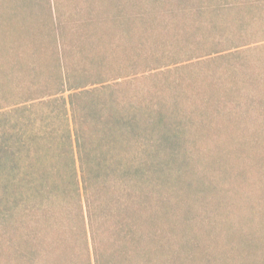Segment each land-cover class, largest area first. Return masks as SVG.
Listing matches in <instances>:
<instances>
[{
    "label": "trees",
    "instance_id": "trees-1",
    "mask_svg": "<svg viewBox=\"0 0 264 264\" xmlns=\"http://www.w3.org/2000/svg\"><path fill=\"white\" fill-rule=\"evenodd\" d=\"M254 53L264 0H0V264L188 262L207 210L254 245Z\"/></svg>",
    "mask_w": 264,
    "mask_h": 264
},
{
    "label": "rangeland",
    "instance_id": "rangeland-1",
    "mask_svg": "<svg viewBox=\"0 0 264 264\" xmlns=\"http://www.w3.org/2000/svg\"><path fill=\"white\" fill-rule=\"evenodd\" d=\"M253 55L264 56V53H254ZM245 119L247 121H252V119L248 116H246ZM250 127L251 126H242V129L243 131H246V135L248 136L247 138H250L252 140L253 130H251ZM235 136L241 137L242 135ZM225 141V137L215 138L213 136L210 143H207V148L216 150L217 147L221 146V144L225 143ZM248 148L252 152V146L249 145ZM254 151L258 152L259 149L256 147ZM252 190H254L253 187ZM254 192L259 193V191L255 190ZM260 209L262 210L263 208ZM261 210L254 211L253 214L245 217L255 221L253 225L245 222L244 227L246 229H248L250 226H252L253 228L258 227L262 223L264 226V213H262ZM207 217H211L208 210L202 212L199 215V222L194 224L191 229H188L185 239L187 245L185 252L188 250L187 252L194 253L195 245L196 247L198 246V250L197 252H195V255H193L192 259L188 262L181 263V260L177 259L178 264H264V227L258 229L256 233L258 240L253 241L254 245L251 246V243L249 241H245L237 246L233 243L228 244V236L220 230L212 234V236H215L217 239L214 237H210L211 233L208 232V230L209 226H212L213 224L209 225V220L206 219ZM206 234L210 238H208ZM225 235L226 239L224 240ZM206 254L212 255L211 259L204 258L203 256H206Z\"/></svg>",
    "mask_w": 264,
    "mask_h": 264
}]
</instances>
